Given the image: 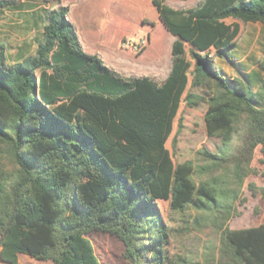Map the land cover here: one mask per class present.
I'll list each match as a JSON object with an SVG mask.
<instances>
[{
	"label": "trees",
	"instance_id": "trees-1",
	"mask_svg": "<svg viewBox=\"0 0 264 264\" xmlns=\"http://www.w3.org/2000/svg\"><path fill=\"white\" fill-rule=\"evenodd\" d=\"M151 3L174 36L161 82L124 77L86 52L65 5L47 12L42 37L23 60L9 61L0 45L3 262L19 264L23 253L52 264H101L86 236L101 231L118 238L130 263L163 264L168 231L157 201L174 211H216L226 222L257 146L264 157V79L257 90L227 79L209 53L224 57L234 45L239 24L226 19L264 24V0H201L186 9ZM182 100L207 103L206 134L221 142L215 151L198 149V164H174L165 145ZM219 169L236 186L229 192L194 178ZM248 187L264 198V186ZM219 258L264 264V222L226 226Z\"/></svg>",
	"mask_w": 264,
	"mask_h": 264
},
{
	"label": "rangeland",
	"instance_id": "rangeland-1",
	"mask_svg": "<svg viewBox=\"0 0 264 264\" xmlns=\"http://www.w3.org/2000/svg\"><path fill=\"white\" fill-rule=\"evenodd\" d=\"M52 5H66L69 17L75 25L76 33L84 50L97 53L105 65L124 77L153 75L161 82L171 65V44L174 36L166 30L158 18L151 0H43ZM201 0H165L173 7L189 8ZM17 4L19 0H12ZM226 22H237L240 32L234 45L224 57L209 53L222 75L230 80L242 79L257 90L264 79L260 62L264 56V24L228 18ZM146 40V44L142 43ZM190 79V76H189ZM188 89L207 96L206 87ZM261 105V104H257ZM206 102L189 105L182 100L174 118L172 131L166 140L174 164L192 160L201 161L196 151L206 147L212 151L221 145L217 137L206 134L204 113ZM4 162L0 160V163ZM251 173L245 178L241 189L234 197L232 212L227 221L216 211H205L188 206L182 211H174L169 202L158 200L161 219L167 227L168 238L165 245L167 257L163 264H221L219 258L220 237L223 229L244 228L264 222V198L252 194L249 183L264 186V157L257 146L251 161ZM223 169L213 174L195 175L199 180H209L218 192H229L235 184L228 179ZM230 195H232L230 193ZM223 196L220 200L225 201ZM93 244L101 264H132L123 255V244L117 237L93 231L86 234ZM34 264H52L34 259ZM151 256V252L147 255ZM22 264H28L23 262ZM30 264V263H29Z\"/></svg>",
	"mask_w": 264,
	"mask_h": 264
},
{
	"label": "crops",
	"instance_id": "crops-1",
	"mask_svg": "<svg viewBox=\"0 0 264 264\" xmlns=\"http://www.w3.org/2000/svg\"><path fill=\"white\" fill-rule=\"evenodd\" d=\"M58 6H50L43 0H19L17 4H13L10 0L9 4L0 7V45H4L5 54L9 61H21L35 51L37 42L42 37L47 12ZM67 18L72 22L69 11ZM82 48L85 49L83 46ZM148 76L156 78L153 75ZM25 255L23 253L18 255L19 264H22V257L23 262L34 264L33 260ZM0 264L8 263L0 260Z\"/></svg>",
	"mask_w": 264,
	"mask_h": 264
},
{
	"label": "built area",
	"instance_id": "built-area-1",
	"mask_svg": "<svg viewBox=\"0 0 264 264\" xmlns=\"http://www.w3.org/2000/svg\"><path fill=\"white\" fill-rule=\"evenodd\" d=\"M142 43L146 44V40H142Z\"/></svg>",
	"mask_w": 264,
	"mask_h": 264
}]
</instances>
